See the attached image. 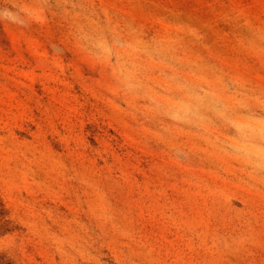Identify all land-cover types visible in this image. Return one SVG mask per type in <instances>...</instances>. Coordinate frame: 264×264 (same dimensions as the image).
Segmentation results:
<instances>
[{
    "label": "rangeland",
    "instance_id": "1",
    "mask_svg": "<svg viewBox=\"0 0 264 264\" xmlns=\"http://www.w3.org/2000/svg\"><path fill=\"white\" fill-rule=\"evenodd\" d=\"M0 264H264V0H0Z\"/></svg>",
    "mask_w": 264,
    "mask_h": 264
}]
</instances>
